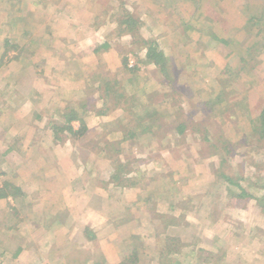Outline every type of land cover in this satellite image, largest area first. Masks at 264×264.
Masks as SVG:
<instances>
[{
	"label": "rangeland",
	"instance_id": "obj_1",
	"mask_svg": "<svg viewBox=\"0 0 264 264\" xmlns=\"http://www.w3.org/2000/svg\"><path fill=\"white\" fill-rule=\"evenodd\" d=\"M263 109L264 0H0V264H264Z\"/></svg>",
	"mask_w": 264,
	"mask_h": 264
},
{
	"label": "trees",
	"instance_id": "obj_2",
	"mask_svg": "<svg viewBox=\"0 0 264 264\" xmlns=\"http://www.w3.org/2000/svg\"><path fill=\"white\" fill-rule=\"evenodd\" d=\"M145 59L149 63L159 66L161 69L165 66L164 63L166 62L162 51L158 49L156 44H154V46L148 45L145 52ZM258 120V126H256V129L259 133L264 132V109L259 113Z\"/></svg>",
	"mask_w": 264,
	"mask_h": 264
}]
</instances>
